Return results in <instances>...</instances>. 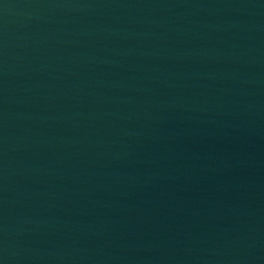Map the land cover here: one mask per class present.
<instances>
[{
	"label": "water",
	"instance_id": "95a60500",
	"mask_svg": "<svg viewBox=\"0 0 264 264\" xmlns=\"http://www.w3.org/2000/svg\"><path fill=\"white\" fill-rule=\"evenodd\" d=\"M0 264H264V0H0Z\"/></svg>",
	"mask_w": 264,
	"mask_h": 264
}]
</instances>
